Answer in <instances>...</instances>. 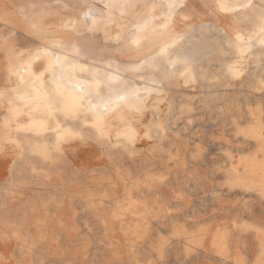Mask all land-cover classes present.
Returning <instances> with one entry per match:
<instances>
[{
    "label": "bare ground",
    "instance_id": "bare-ground-1",
    "mask_svg": "<svg viewBox=\"0 0 264 264\" xmlns=\"http://www.w3.org/2000/svg\"><path fill=\"white\" fill-rule=\"evenodd\" d=\"M67 1L91 7L49 42L39 14L28 49V0H0V264H264V15L235 16L254 0L181 26L188 0Z\"/></svg>",
    "mask_w": 264,
    "mask_h": 264
},
{
    "label": "rangeland",
    "instance_id": "rangeland-1",
    "mask_svg": "<svg viewBox=\"0 0 264 264\" xmlns=\"http://www.w3.org/2000/svg\"><path fill=\"white\" fill-rule=\"evenodd\" d=\"M79 1L80 0H78V2ZM91 1L93 2L92 4L97 5V3H94L95 1H93V0H91ZM192 1L203 12L202 15H200L201 13H198V15H196L192 19L193 21H195V20L197 21V19L200 20L201 19L200 17H202V19L204 21H207V22H214V21L218 22L219 21L221 23V25H229V22L231 21L232 17L229 16V15L221 14V13H219L217 11V6L218 5H217V1L216 0H192ZM64 3H68L69 5L72 6V2L67 1V0H28V16H29V18H31V17L34 18L36 16H39V14L40 15H45L47 13H50L49 17L46 20H44L43 23H45L47 25H51V27H53V26H58L57 24L59 22H61V21H64L66 17H72L74 14L79 15L78 12L80 10L87 11V9H89L91 7L88 4L83 6V5H80L78 3V4L74 5L75 11H73V9H71V10L70 9H65V6H63ZM201 5H203L204 8H201ZM244 11L247 12L248 8L245 9ZM235 16L237 18H239V17L241 18V16H239V14H236ZM242 18L247 20L246 16L242 17ZM175 19H176V22L180 24V26L182 25V23L179 22L180 20H182V19H185L187 21L191 20L187 15H184L182 13V11H177ZM128 20H131V19H127L126 22ZM87 22L88 23H92L93 20L88 19ZM187 23H189V21ZM54 24H56V25H54ZM246 26H248V24ZM115 32H117V29H115V28L110 29V34H114ZM95 35H96V37H98L99 41H102V39H103L102 32L97 30ZM22 40H24V41H22ZM22 40L20 39V36H18L16 42L19 43L20 45H23L24 47L28 46V49H31L32 47H35V46L39 45L42 42L40 39H36V38H32V37H28V39L26 38V41H25V39H22ZM203 121L204 120H202V122ZM240 121L242 123H244L246 121L245 116L240 118ZM217 153L213 152L212 154L211 153L209 154L208 161H207V164H206V169L207 170H209L214 164H219L220 166L222 165L223 167L227 165L226 161L219 154L217 155ZM158 164H159V162H158ZM160 164H161V167L164 166V164L162 162ZM194 164L195 163H191L190 162V163L187 164L188 166L186 168H193L195 166ZM113 165L115 166L114 162L113 163L112 162H104L99 167L101 168L102 171H103V168H106V170L108 172H111L112 170H114V166ZM139 166H140V168H139ZM146 166H148V165H145V164H142V163H138V170H144L146 168ZM109 170H111V171H109ZM97 174H99V173H97ZM186 179L187 178H185V177L180 179V182L182 181L181 184L183 185V186L181 185L182 186L181 193H183V194H186V192H187V194L190 193L189 187L191 186V184H189V182H187ZM86 185L90 186V189L92 188L91 187V185H92L91 183H90V185L89 184H86ZM176 187L177 186H170V188L172 190H174ZM176 189L178 190L179 188L177 187ZM238 203H239V200L237 198L234 199V196L233 197H229L227 195H223L222 194L221 195V203H219V204H221L222 206L225 207L226 212H225V209H223V211H221V212L223 214L225 212V214L228 217H232V214L236 211L235 208L237 207ZM75 204H76V202H75ZM207 211H208L207 212L208 213L207 217L211 216L214 211L215 212L213 213V215H216L215 217H217V214H219L220 210H219V206H217L216 204H213L207 209ZM223 222L225 223L226 221H224V219H221V218L220 219L216 218L215 225H218V224L219 225H223L224 224Z\"/></svg>",
    "mask_w": 264,
    "mask_h": 264
},
{
    "label": "crops",
    "instance_id": "crops-1",
    "mask_svg": "<svg viewBox=\"0 0 264 264\" xmlns=\"http://www.w3.org/2000/svg\"><path fill=\"white\" fill-rule=\"evenodd\" d=\"M202 4V3H201ZM203 5H201V8H204V6L202 7ZM178 11H182V13L184 15H187L191 20H188V21H193L192 19L198 15V13H201L200 15L203 14L202 10H200V8H198L194 2L192 0H188L184 6H182ZM49 14L50 13H47L45 15H41V22L43 23L44 20H46L48 17H49ZM236 14H239V16L242 17H247V20L249 21L248 23V27L249 29L252 28V22H255L258 20L259 16H263L264 15V0H254L251 5L248 7V11L247 12H238ZM45 18V16H47ZM56 16V15H55ZM258 16V18L256 17ZM38 17V16H36ZM29 18L28 16V37H32V38H35L34 37V32L37 33V28L33 26L34 24V20L35 18ZM201 19L200 20H203L202 17H200ZM240 18V17H239ZM36 22H38V19L36 18ZM196 21V20H195ZM198 21V19H197ZM63 25V21L59 22L57 25L58 26H53L51 27V25H46L47 27H45L42 31V33H49L50 36L48 35L47 39H43L44 42H49L50 40L52 41L53 39H55L56 37H61L63 36L64 37V34H65V28L62 26ZM56 25V24H54ZM38 46V45H37Z\"/></svg>",
    "mask_w": 264,
    "mask_h": 264
}]
</instances>
